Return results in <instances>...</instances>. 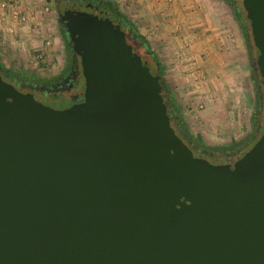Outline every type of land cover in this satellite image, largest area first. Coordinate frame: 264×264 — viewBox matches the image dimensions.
Instances as JSON below:
<instances>
[{
    "label": "water",
    "instance_id": "95a60500",
    "mask_svg": "<svg viewBox=\"0 0 264 264\" xmlns=\"http://www.w3.org/2000/svg\"><path fill=\"white\" fill-rule=\"evenodd\" d=\"M67 1L82 99L0 76V264H264V126L230 161L194 155L125 25ZM240 3L264 88V0Z\"/></svg>",
    "mask_w": 264,
    "mask_h": 264
},
{
    "label": "crops",
    "instance_id": "0c3cea01",
    "mask_svg": "<svg viewBox=\"0 0 264 264\" xmlns=\"http://www.w3.org/2000/svg\"><path fill=\"white\" fill-rule=\"evenodd\" d=\"M18 1L17 10L25 5L34 6V0ZM113 1L120 11L132 12L137 28L144 29L151 48L149 55L163 68L165 82L178 108L188 111L184 116L191 117L189 129L195 139L214 145L246 140L248 105L239 101L241 93L235 99L238 104L233 105L230 93L220 92L217 82L224 75L230 79L232 89L231 85L240 84L239 89H246L247 98L251 97V81L245 80L247 73H243L248 70L246 48L237 40L242 38L240 27L237 30L239 25L226 5L220 0ZM16 2L0 0V31L18 25L17 29L28 32L30 21L20 25L10 16ZM35 29L31 28V32ZM31 32L25 37L29 38Z\"/></svg>",
    "mask_w": 264,
    "mask_h": 264
},
{
    "label": "rangeland",
    "instance_id": "374dc122",
    "mask_svg": "<svg viewBox=\"0 0 264 264\" xmlns=\"http://www.w3.org/2000/svg\"><path fill=\"white\" fill-rule=\"evenodd\" d=\"M220 1L223 3V5H226L229 11L232 12V9L227 1ZM233 1L238 5L241 17L244 19L246 24L245 36L239 29V26L237 27V30L239 29L240 36L242 37L241 40H237L243 43L247 52L248 70H243V73H247L245 80L251 81V85L249 86L251 97L247 98V95L245 94L246 89H239L240 84L237 86L231 85L233 86L232 89L230 87V83H228L231 82L230 79H225L224 75H220L217 78V82L220 92L223 93L228 91L227 93H230L229 96L232 97L231 103L233 105L238 104V101H236L235 99L238 98V96L240 95L239 93H241V95L239 96V101L241 103L245 102V104L247 103L248 105L249 134L247 135L248 138L244 141L242 140L231 143L222 142L221 144L215 145L199 142V144L191 146L195 155L201 152L203 154L202 156L205 157L206 160L210 163L227 162L232 160L244 149L246 150L249 147V145L255 140V138L258 137L264 126V88L263 84L261 83V77L255 63L256 49L251 40L248 20L245 18L244 10L241 6L240 0ZM18 4L19 1L17 0L16 4L14 5L13 11L10 12V16H14V18L18 21L17 24L19 23L20 25L28 20V22H31L30 27L36 29L34 32H31V28L28 27V32H31L29 38L25 37L28 32H22L21 29H17L18 25L16 27L14 25L10 26V28H8L9 30H6L4 32L0 31V67L2 69L11 71L12 73L18 74L19 76L29 77L33 80H36L38 78L46 79L53 77L54 74H56L60 69L64 55L63 41L60 39L57 22L55 21L56 14L54 0H34V2L32 3L34 5L33 7L32 5H25L22 10H17ZM117 8L119 9V6H117ZM122 13L135 25V28L140 33V35L146 39V33L144 32V29L137 28V22L134 19L135 17L132 12ZM36 17L37 20L35 19ZM233 19L234 22L237 23L234 16ZM32 24L34 26H32ZM15 29L17 30L15 31ZM128 41L130 42V40ZM131 42L135 45L137 44L134 40H132ZM148 47L149 49H151L149 45ZM135 49L136 52L142 54V56L147 59V61L154 69L160 67L158 68L160 69L159 72L163 75L165 81L164 71L159 62L157 63V60L156 62H154V60L151 58L152 56L142 50L141 47L136 46ZM223 72L225 71L223 70ZM170 78L171 77H167V79ZM231 78H233V76ZM166 86L169 95L173 98L170 92V88L167 84ZM61 94L62 96H66L67 92L64 91ZM243 94L244 98L242 96ZM224 96H226V93H224ZM187 112L188 111L185 108H183L182 110H180L179 108V113L183 120L182 122L190 133L191 131L189 129V123H191V121L189 119L191 117L189 118L188 116H184V113L187 114ZM170 124L175 129L177 128V124L175 121H170ZM191 135L193 136V134ZM222 146H228V149H226V151H220L216 149ZM229 146H233V148H229Z\"/></svg>",
    "mask_w": 264,
    "mask_h": 264
},
{
    "label": "flooded vegetation",
    "instance_id": "af4514ba",
    "mask_svg": "<svg viewBox=\"0 0 264 264\" xmlns=\"http://www.w3.org/2000/svg\"><path fill=\"white\" fill-rule=\"evenodd\" d=\"M89 1H91L93 6L100 8L102 11L106 12L109 16L115 17L120 22L118 16L114 15V13H112L110 9L105 6V4H102L101 2H98L96 0L95 1L89 0ZM54 5H55V14H56L55 21L57 22L60 39L63 41V48H64L63 60L58 72L54 74L53 77L50 78H46V79L38 78L36 80H33L29 77L19 76L18 74L12 73L11 71L2 69L0 67V76L2 79L11 83L16 89H18L21 92L41 93L46 97L47 100L52 102L55 101L58 102V99L60 98L65 99L64 101L68 99L73 102H76L82 99V89H83V78L80 72L79 60H77L78 55H76V53L71 48V41L69 40L68 34L65 31L64 21L58 20L59 11H61L62 9L69 8L70 3L67 0H54ZM130 43L134 46V48L136 46L141 47L138 44L135 45L131 41ZM141 48L142 50H144L143 47ZM147 54H149V52ZM140 55L142 56V54ZM64 91L67 92L66 96H62L61 94ZM173 129L174 131L176 130L174 127ZM192 146H194V144ZM191 150L195 155L192 148ZM196 155L202 156L203 154L200 152L197 153Z\"/></svg>",
    "mask_w": 264,
    "mask_h": 264
},
{
    "label": "trees",
    "instance_id": "16d2710c",
    "mask_svg": "<svg viewBox=\"0 0 264 264\" xmlns=\"http://www.w3.org/2000/svg\"><path fill=\"white\" fill-rule=\"evenodd\" d=\"M95 1V0H94ZM98 2H101L102 4H105V6L107 8L110 9V11L112 13H114V15H117L120 23L124 24L126 27V37L127 40H134L139 46L143 47L145 52L148 53L149 47H148V42L147 40L140 35V33L137 31V29L135 28V25L117 8V5L115 2L111 1V0H96ZM228 2V4L230 5L231 9H232V13L233 16L235 18V20L237 21L240 30L242 31L243 35H246V24L244 19L241 17L240 11H239V7L238 5L233 1V0H225ZM158 63V62H157ZM160 67H157V71L159 73V82H160V92L161 95L163 97V99L165 100V104H166V111L167 114L170 118V121H175L177 124V128L175 130V132L182 138V140L188 145V146H192L193 144H199L198 140L195 139V137H193L187 130V128L184 126L183 124V120L182 117L179 113V108L176 104V102L173 100V98L169 95L168 93V89L167 86L165 84L163 75L159 72L160 69H158ZM201 146V145H200ZM229 148H233V146H229ZM217 150L220 151H226V149H228V146H222V147H218L216 148Z\"/></svg>",
    "mask_w": 264,
    "mask_h": 264
}]
</instances>
